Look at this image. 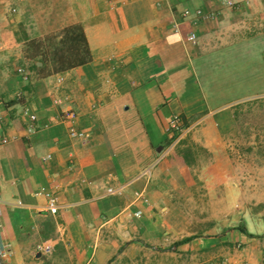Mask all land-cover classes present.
Returning a JSON list of instances; mask_svg holds the SVG:
<instances>
[{"label":"crops","instance_id":"1","mask_svg":"<svg viewBox=\"0 0 264 264\" xmlns=\"http://www.w3.org/2000/svg\"><path fill=\"white\" fill-rule=\"evenodd\" d=\"M232 2L0 0L7 264H264L263 221L250 233L226 225L191 232L181 150L141 175L169 142L173 116L187 120L183 136L196 152L216 153L231 108L264 95V0ZM197 9L213 16L196 17ZM72 25L83 28L92 58L55 70L46 38ZM45 189L58 198L56 214ZM39 240L53 247L36 262Z\"/></svg>","mask_w":264,"mask_h":264},{"label":"rangeland","instance_id":"2","mask_svg":"<svg viewBox=\"0 0 264 264\" xmlns=\"http://www.w3.org/2000/svg\"><path fill=\"white\" fill-rule=\"evenodd\" d=\"M229 119L233 123L218 152H196L199 147L188 144L185 131L173 147L182 151L183 162L189 166L184 170V180L192 188L180 199L189 202L183 210L190 217L192 233L225 225L244 227L250 233V227L264 222V95L234 105ZM219 185L231 186L233 192L219 191ZM52 247L49 240L36 241L32 259L40 262ZM3 253L2 262L7 264L8 248H3Z\"/></svg>","mask_w":264,"mask_h":264},{"label":"built area","instance_id":"3","mask_svg":"<svg viewBox=\"0 0 264 264\" xmlns=\"http://www.w3.org/2000/svg\"><path fill=\"white\" fill-rule=\"evenodd\" d=\"M230 4H233L232 0H229ZM13 11H16V9H13ZM184 14L186 15H190L191 11L190 10H186L184 11ZM196 17H209V16H213V13H206L204 12L202 9H197L194 12ZM195 37V35L190 36V39H193ZM18 71L20 72V74L24 77V79H26L28 81L29 79V72L24 68V67H19ZM63 99H58L57 100V104L62 105L63 104ZM77 117V112L73 109H68L65 111V118L68 120H74ZM31 120L32 121H36L37 117L36 115H31ZM33 129V127H31ZM188 128V122L185 118L182 117V115H175L172 117V119L169 122L168 125V129L167 132L169 134L170 140L167 143V145H165L164 149L161 151V153L158 155V157L156 158V160L154 161L153 165L150 168L145 169L142 172V176H146V177H150L151 176V169L153 167H155L158 163H160L161 160H163L167 154L170 152V150L175 146V144L178 143L179 141V137L181 136V133H183L186 129ZM70 134L74 137L77 136H81L84 137V133L83 132H78L75 129H71ZM3 142H7V139H4ZM45 195L47 197V209L50 213L52 214H56L60 208V204L58 201V198L56 196V194L49 190V189H45L44 190ZM107 193H114V190L112 188L108 189ZM141 196V195H140ZM4 204V200L3 198L0 196V211L2 209V206ZM2 222L0 219V228H2ZM3 248H2V244L0 241V264H3L2 262V258H3Z\"/></svg>","mask_w":264,"mask_h":264},{"label":"trees","instance_id":"4","mask_svg":"<svg viewBox=\"0 0 264 264\" xmlns=\"http://www.w3.org/2000/svg\"><path fill=\"white\" fill-rule=\"evenodd\" d=\"M58 37L60 39L56 42L55 39ZM46 42L44 51L53 58L55 70H65L82 65L92 58L84 30L80 25L65 27L60 33L49 35ZM182 117L185 118L183 115ZM238 228L242 232H247L244 227Z\"/></svg>","mask_w":264,"mask_h":264}]
</instances>
